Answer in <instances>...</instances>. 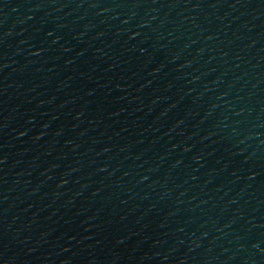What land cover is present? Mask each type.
Masks as SVG:
<instances>
[{"label":"water","instance_id":"water-1","mask_svg":"<svg viewBox=\"0 0 264 264\" xmlns=\"http://www.w3.org/2000/svg\"><path fill=\"white\" fill-rule=\"evenodd\" d=\"M0 264H264V0H0Z\"/></svg>","mask_w":264,"mask_h":264}]
</instances>
